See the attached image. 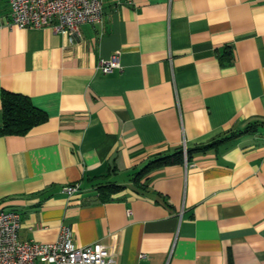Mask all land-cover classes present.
<instances>
[{"label":"crops","instance_id":"1","mask_svg":"<svg viewBox=\"0 0 264 264\" xmlns=\"http://www.w3.org/2000/svg\"><path fill=\"white\" fill-rule=\"evenodd\" d=\"M10 20L0 0V127L4 90L48 114L0 135V210L21 214L22 240L66 225L118 264H264V126L212 144L264 120V0H105L76 40ZM115 53L121 68H97ZM108 183L121 187L103 197Z\"/></svg>","mask_w":264,"mask_h":264},{"label":"built area","instance_id":"2","mask_svg":"<svg viewBox=\"0 0 264 264\" xmlns=\"http://www.w3.org/2000/svg\"><path fill=\"white\" fill-rule=\"evenodd\" d=\"M105 0H9L11 20L20 27L52 25L71 40L81 36V25L103 21ZM119 54L103 57L97 68L111 73L121 68ZM186 151V146H185ZM188 162V161H186ZM69 195L80 190V184L63 187ZM21 214L16 210H0V264H118L112 245L95 241L79 245L69 226H62L53 242L22 240L19 235Z\"/></svg>","mask_w":264,"mask_h":264},{"label":"trees","instance_id":"3","mask_svg":"<svg viewBox=\"0 0 264 264\" xmlns=\"http://www.w3.org/2000/svg\"><path fill=\"white\" fill-rule=\"evenodd\" d=\"M2 104L5 118L3 125L0 127V135L26 134L35 125L44 122L48 118V114L45 110L35 105L31 97L23 93L4 90L2 94ZM259 126H264V120H254L247 124L243 129L232 130L229 134L225 135V137L213 141L212 144L235 137L242 132L256 131ZM212 144L209 143L195 148L186 147V151L185 146L182 145L172 152L157 155L144 164L135 173L134 178L136 181L140 182L143 177H148L153 170L166 165L190 161L193 152L204 150ZM120 187L121 185L115 183L98 185L103 197H109L111 192L118 190Z\"/></svg>","mask_w":264,"mask_h":264}]
</instances>
